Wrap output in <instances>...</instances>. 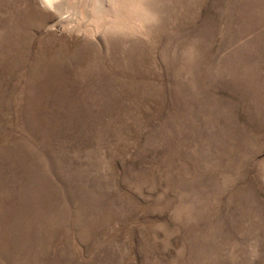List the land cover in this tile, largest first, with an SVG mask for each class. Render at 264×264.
<instances>
[{"label":"rangeland","instance_id":"1","mask_svg":"<svg viewBox=\"0 0 264 264\" xmlns=\"http://www.w3.org/2000/svg\"><path fill=\"white\" fill-rule=\"evenodd\" d=\"M0 264H264V0H0Z\"/></svg>","mask_w":264,"mask_h":264},{"label":"bare ground","instance_id":"2","mask_svg":"<svg viewBox=\"0 0 264 264\" xmlns=\"http://www.w3.org/2000/svg\"><path fill=\"white\" fill-rule=\"evenodd\" d=\"M43 1V3L45 4V5H47V6H49V5H52V1L53 0H42ZM62 5V4H61ZM55 9V8H54Z\"/></svg>","mask_w":264,"mask_h":264}]
</instances>
